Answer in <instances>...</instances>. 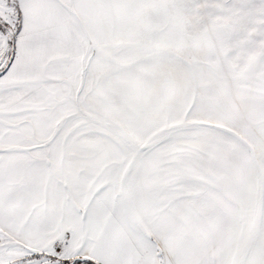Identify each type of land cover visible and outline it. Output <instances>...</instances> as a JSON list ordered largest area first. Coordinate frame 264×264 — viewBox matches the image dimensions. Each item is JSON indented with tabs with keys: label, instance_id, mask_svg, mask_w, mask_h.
I'll list each match as a JSON object with an SVG mask.
<instances>
[{
	"label": "snow or ice",
	"instance_id": "obj_1",
	"mask_svg": "<svg viewBox=\"0 0 264 264\" xmlns=\"http://www.w3.org/2000/svg\"><path fill=\"white\" fill-rule=\"evenodd\" d=\"M0 264H264V0H0Z\"/></svg>",
	"mask_w": 264,
	"mask_h": 264
}]
</instances>
